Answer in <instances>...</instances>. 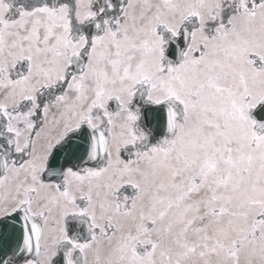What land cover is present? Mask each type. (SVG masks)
Wrapping results in <instances>:
<instances>
[{
  "label": "snow or ice",
  "instance_id": "snow-or-ice-1",
  "mask_svg": "<svg viewBox=\"0 0 264 264\" xmlns=\"http://www.w3.org/2000/svg\"><path fill=\"white\" fill-rule=\"evenodd\" d=\"M0 264H264V0H0Z\"/></svg>",
  "mask_w": 264,
  "mask_h": 264
},
{
  "label": "flooded vegetation",
  "instance_id": "flooded-vegetation-1",
  "mask_svg": "<svg viewBox=\"0 0 264 264\" xmlns=\"http://www.w3.org/2000/svg\"><path fill=\"white\" fill-rule=\"evenodd\" d=\"M31 1V0H14V3L19 5V4H28V2ZM39 1V0H37Z\"/></svg>",
  "mask_w": 264,
  "mask_h": 264
}]
</instances>
